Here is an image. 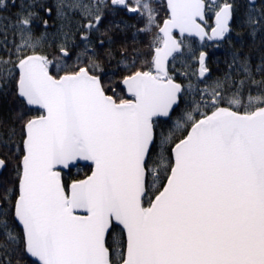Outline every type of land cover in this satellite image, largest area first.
Returning a JSON list of instances; mask_svg holds the SVG:
<instances>
[{
	"label": "snow or ice",
	"instance_id": "6c2138e0",
	"mask_svg": "<svg viewBox=\"0 0 264 264\" xmlns=\"http://www.w3.org/2000/svg\"><path fill=\"white\" fill-rule=\"evenodd\" d=\"M0 264H264V0H0Z\"/></svg>",
	"mask_w": 264,
	"mask_h": 264
}]
</instances>
